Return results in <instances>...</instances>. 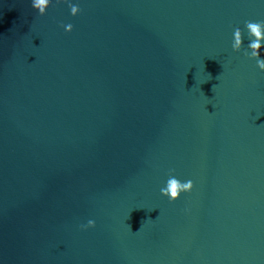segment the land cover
Segmentation results:
<instances>
[{
	"label": "water",
	"instance_id": "95a60500",
	"mask_svg": "<svg viewBox=\"0 0 264 264\" xmlns=\"http://www.w3.org/2000/svg\"><path fill=\"white\" fill-rule=\"evenodd\" d=\"M32 3L0 0V264H264V0Z\"/></svg>",
	"mask_w": 264,
	"mask_h": 264
},
{
	"label": "clouds",
	"instance_id": "9594fccd",
	"mask_svg": "<svg viewBox=\"0 0 264 264\" xmlns=\"http://www.w3.org/2000/svg\"><path fill=\"white\" fill-rule=\"evenodd\" d=\"M48 4V0H33L32 6L35 9H39L41 15L45 14V6ZM73 12H76V8H73ZM264 26V21L262 22H246V27L250 30V34L254 35L256 39L252 40L249 44V48L252 49L251 56L256 58L258 67L264 70V59L260 58L261 52V41L264 40V35H262L260 29ZM65 30L70 32L73 29L72 24L64 25ZM233 49L239 51L242 47L241 30L239 28L235 29L234 32V43L232 45ZM193 181L188 180L187 182H181L175 177H170L167 180L166 187L161 188V193L169 198L170 202L177 200L182 192H190L193 189ZM82 229H87L89 227H95V220H88L87 224H82L80 226Z\"/></svg>",
	"mask_w": 264,
	"mask_h": 264
}]
</instances>
